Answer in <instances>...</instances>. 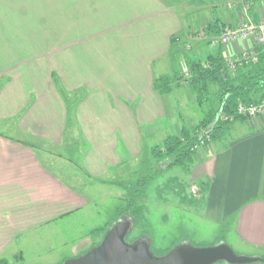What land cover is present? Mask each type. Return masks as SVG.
<instances>
[{
    "label": "crops",
    "instance_id": "obj_1",
    "mask_svg": "<svg viewBox=\"0 0 264 264\" xmlns=\"http://www.w3.org/2000/svg\"><path fill=\"white\" fill-rule=\"evenodd\" d=\"M230 3L0 0V124L13 125L19 135L0 133V259L27 263V251L39 244L38 250H48L55 226L64 221L72 223L71 237L79 232L92 238L72 240L71 250L47 264L77 259L103 242L114 222H95L91 198L51 169L52 154L63 155L60 150L74 144L83 174L104 185L105 175L138 161L144 136L159 138L162 146L189 129L187 123L169 126L164 98L182 100L183 91L198 102L184 77L187 56L220 54L229 61L248 46L214 47L198 37L209 23L240 22L239 7ZM263 15L264 0H253L251 18L259 22ZM164 76L176 78L169 94L155 89ZM68 96L78 100L72 117ZM202 111L192 129L204 119ZM257 120H236L223 139L197 149L192 165L177 167L190 172L191 194L205 218L224 232L234 229L249 256L263 259L264 117ZM221 235L215 241L222 242Z\"/></svg>",
    "mask_w": 264,
    "mask_h": 264
},
{
    "label": "rangeland",
    "instance_id": "obj_2",
    "mask_svg": "<svg viewBox=\"0 0 264 264\" xmlns=\"http://www.w3.org/2000/svg\"><path fill=\"white\" fill-rule=\"evenodd\" d=\"M231 1H233V3L235 2V0ZM214 36L217 35H207L205 32V37H198L207 39L206 41L211 43V39ZM182 93L186 95L185 98L182 97V100H180V97L173 95L170 96L171 102L168 103L169 97L164 98L167 105L166 120L169 126L174 122H178L180 125L181 123H187V128L192 129V125H196L195 123L198 118L204 116L202 111L204 108L200 106L198 102L192 103L190 98L188 99L189 94L187 92L182 91ZM74 95L80 98L79 96H81V93L79 92L78 95L75 93ZM193 96L197 98L196 93H194ZM69 97L70 96L65 97V100L67 103L70 102L68 107L72 117L74 115V106L77 104L78 100L73 97H71V100ZM32 100H34V97ZM263 117L264 115L259 119L261 120ZM13 127V125L0 124V133L19 138L18 133L14 131ZM67 131L70 133L71 130L68 128ZM159 142V138L150 142L146 139V136H144L143 152L138 161L129 166L125 165V167L119 171H111L108 175H105L102 180L109 184L101 185L90 182V178H87L82 172L81 151L78 153L75 145L72 143L60 150L63 155L52 154L53 157L51 158L52 161H49V166L51 169H56V172L59 170L67 182H70L73 186L76 185L75 187L89 195L92 203L90 215L97 220H95V222L100 223V225H103L107 221L114 222L111 223L110 228L108 227L109 229H106V235L112 226L120 221L126 220V218L119 221L117 220L118 212L126 206V191L119 186V183L134 184L143 177L148 176L151 181L146 187V195L142 201V207H144L143 218L135 229L134 221L132 219L127 220L131 224V232L128 235L127 243L133 246L141 242H146L148 246L152 248V254L156 258L168 255L170 252H166L176 249L183 245L184 242H187L194 248H206L225 243L228 244L237 255L249 256V254L252 253L251 249L239 241L234 229L230 232H224L223 228L205 218V215L202 213L203 204L198 201V197L192 196L191 194L190 172L177 166L167 171L164 170L166 168L165 165L162 166L163 164H158L157 156H154V151L152 154L150 150L160 147L161 144H159ZM150 146H152V149ZM207 147H209V145L203 146L202 148L204 149ZM41 156L43 158L45 157L43 153H41ZM113 183L116 185H113ZM194 187L198 188L197 185H194ZM71 224L72 223L66 224L64 221L58 226H55V236H50L53 242L48 247V250L46 248L38 250V248L42 246L40 244L38 248H32L30 251H27V263L24 264L56 263L58 261V255L63 251H69L73 248L72 246L74 243H71L72 240L77 239L80 243V241L86 238H92L87 236V233L82 234L79 232L73 234V237H71V234H68V229H70ZM89 224H92V222ZM99 228L100 229H97V231H95V229L92 232H99L103 227ZM42 234L44 233L40 232V235ZM220 234H223L221 235L223 241L219 243V241H215L214 238ZM54 237L55 240L53 239ZM94 248L87 251V253L91 252ZM85 254L86 253L82 254L78 258ZM2 260L5 261V264H21L18 263L19 259L16 261L12 258H1L0 261ZM214 264L228 263L220 261ZM253 264H264V260Z\"/></svg>",
    "mask_w": 264,
    "mask_h": 264
},
{
    "label": "trees",
    "instance_id": "obj_3",
    "mask_svg": "<svg viewBox=\"0 0 264 264\" xmlns=\"http://www.w3.org/2000/svg\"><path fill=\"white\" fill-rule=\"evenodd\" d=\"M224 28L219 21H215L209 23L204 31L207 35H220ZM186 58L189 77L185 76L186 73L184 77L195 90L198 103L205 108L206 113L195 128L185 129L180 136L170 137L162 146L154 149L158 164L165 165L164 170L168 171L176 166L189 167L198 153L197 147L202 143L208 146L223 139L236 120L248 119L238 114L240 104L249 105L264 101V54H261L257 63L238 66L235 71H231L229 61L220 54L204 60H195L193 55ZM235 58L236 56L230 57V61ZM175 80L176 78L172 76L160 77L155 82V89L161 94H169ZM150 181L147 176L134 184L119 183L126 191V206L119 212L118 221L132 219L134 229L142 221L144 214L142 201ZM150 249L152 252V248ZM0 263L5 264V261L2 260Z\"/></svg>",
    "mask_w": 264,
    "mask_h": 264
},
{
    "label": "water",
    "instance_id": "obj_4",
    "mask_svg": "<svg viewBox=\"0 0 264 264\" xmlns=\"http://www.w3.org/2000/svg\"><path fill=\"white\" fill-rule=\"evenodd\" d=\"M131 232L129 221H120L109 230L103 242L80 258L64 264H253L263 259L237 255L231 247L221 243L206 248H194L184 244L168 255L156 258L146 242L129 245L127 237Z\"/></svg>",
    "mask_w": 264,
    "mask_h": 264
},
{
    "label": "built area",
    "instance_id": "obj_5",
    "mask_svg": "<svg viewBox=\"0 0 264 264\" xmlns=\"http://www.w3.org/2000/svg\"><path fill=\"white\" fill-rule=\"evenodd\" d=\"M253 0H235L230 3V8L239 7L240 22L224 28L220 35L211 39L214 47H229L238 43H247L248 46L243 48L242 52L236 55L235 59L230 61L229 67L231 71H235L239 66L249 63H257L261 54H264V15L259 22H255L250 16V6ZM198 36L205 37V31L202 30ZM189 77V74H185ZM238 114L248 118L257 120L264 115V101L257 104H240ZM226 120V118H224ZM210 138V136H208ZM204 143L197 147L202 148ZM198 188L193 187L192 193L197 194Z\"/></svg>",
    "mask_w": 264,
    "mask_h": 264
}]
</instances>
